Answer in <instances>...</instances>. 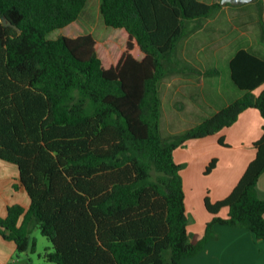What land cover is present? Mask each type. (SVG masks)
<instances>
[{
  "label": "trees",
  "instance_id": "trees-1",
  "mask_svg": "<svg viewBox=\"0 0 264 264\" xmlns=\"http://www.w3.org/2000/svg\"><path fill=\"white\" fill-rule=\"evenodd\" d=\"M87 2L0 0V159L17 165L30 198L27 208L8 206L0 235L18 252H36L31 233L40 229L51 242L40 257L54 264H181L217 237L218 224L247 227L264 241V124L232 192L215 203L205 198L213 217L197 241L188 230L184 165L174 159L177 148L230 127L249 108L264 120V89L254 94L264 58L238 49L229 68L243 95L179 135L160 129L163 78L189 69L220 74L189 67L178 52L229 3L101 0L103 21L122 45L107 48L75 29L48 37L73 27ZM258 17L264 41L261 4Z\"/></svg>",
  "mask_w": 264,
  "mask_h": 264
},
{
  "label": "rangeland",
  "instance_id": "rangeland-1",
  "mask_svg": "<svg viewBox=\"0 0 264 264\" xmlns=\"http://www.w3.org/2000/svg\"><path fill=\"white\" fill-rule=\"evenodd\" d=\"M100 4L101 0H88L73 27L72 24L66 29L55 30L50 32L48 37L55 39L61 34L70 35L68 32L75 29L71 34H89L107 48L113 44L122 45L121 39L117 36L118 30L104 23ZM259 4L262 6L264 18V0H252L240 5L228 4L204 20L201 29L183 40L179 54L189 67L203 72L218 68L221 72L211 78L207 75L192 73L189 77L195 78L196 81L187 85L188 88L185 87L186 84L181 83V78H188L187 71L189 70L184 74L171 75L161 80L159 87L162 99L160 129L163 136H176L196 126L228 102L234 101L243 92L230 77L229 60L242 47H247L264 56V41L261 39L258 17ZM176 77H180L179 86L171 83V80ZM198 85L197 88L193 87ZM263 89L264 84L257 88L254 94L258 95ZM192 93L194 94L191 95ZM246 113L248 114L244 115H251L249 123L232 126L233 123L214 135L189 140L184 146L177 148L174 153L175 161L184 165L182 173L186 182L184 189L189 230L194 234L192 238H195L196 234L202 233L203 235L206 224L212 219L206 222L210 214L205 206V198L214 196L211 184H214L215 174L211 175L212 171L206 173L210 162L217 158L214 156L222 154L223 159L219 165L225 167L227 163L234 161L235 155H240L247 148H255L254 143H250L252 136L257 135V132L260 136L263 134L264 122L260 111L250 109ZM221 138L224 144L220 142ZM207 159L201 171V162ZM18 183L17 165L0 159V216H6L7 206L19 203L23 197L28 198L25 188L18 187ZM261 186L264 190V177L261 180ZM31 236L37 241L36 252H18L13 240L5 239L0 235V258L5 259L9 264H54L40 258V254L51 246V242L42 235L38 228L32 231ZM258 243L260 242H256L252 248L256 255L255 262L264 264V249Z\"/></svg>",
  "mask_w": 264,
  "mask_h": 264
},
{
  "label": "crops",
  "instance_id": "crops-1",
  "mask_svg": "<svg viewBox=\"0 0 264 264\" xmlns=\"http://www.w3.org/2000/svg\"><path fill=\"white\" fill-rule=\"evenodd\" d=\"M182 42L180 43V46ZM242 48H245V47H242ZM246 49L248 48L246 47ZM179 53L180 52H178V54ZM254 53L258 54L257 52H254ZM258 55L264 58L263 55L261 54H258ZM181 59L185 62L183 58ZM187 72H188L187 73L188 78H181L182 80L181 83L186 84L185 87L188 88L187 85L193 84L194 80L196 81L195 78H191L189 76H191L192 73H196V72L190 69ZM213 76L215 75H212V77ZM209 78H211V76ZM179 81H180V77H176L171 80V83L179 86ZM193 87L197 88L199 87V85L193 86ZM193 94L194 93H192L191 95ZM242 95H243V92L240 94V96ZM228 104H230V102H228ZM250 109H256V108H249L245 110L244 112H242L240 116L238 117L237 121L232 126L236 124L249 123L251 115H244V114H248L246 112H248V110ZM260 137H261L260 134H258L257 132V135L252 136L250 138V143H255ZM244 140L248 141L246 140V138H244ZM255 155H256V148L254 147L247 148L246 150L242 151L240 155H235L234 161L230 164L227 163L225 167L224 166L222 167L221 165H219V162L221 161V159H223L222 154L214 156V157H217L216 158L217 163H216L215 168L211 172V175L215 174L214 184H211L212 185L211 187L213 188V191H214V196H209L212 203H215L219 200L226 198L232 192V190L234 189V187L236 186V184L239 182L242 175L244 174L248 164L254 159ZM206 161H208V159L204 161L202 160L201 171H203V166L206 165ZM182 176H183L184 187H186L185 176L183 173H182ZM263 177H264V173L261 175L259 183H258V192H259V196L264 199V190L261 186V180L263 179ZM17 186L20 187L22 185L18 183ZM19 204L23 205L26 208L29 207L30 205L29 196L28 198L23 197V199L19 201ZM222 212H225V213L222 214ZM209 214L210 215L207 218L206 222H208L213 217V214H211L210 212ZM219 215H221V217H224V218L227 217L228 208L227 207L222 208L219 212ZM189 226L190 225H188V230H189ZM216 230L218 232L217 237L209 240L207 244L205 245L204 249L197 255L184 258L181 264H232V263L233 264H257L259 263V262H255L256 255L252 248L256 242H260L258 244L264 249V243H263L264 241H257L255 239V236L251 232V230H249L246 227H232V226L222 225V224H218L216 226ZM191 235L194 236L192 232H191ZM196 235H195V238H193L194 241L199 240L203 236L202 233L196 234ZM40 258L42 259V257ZM0 264H9V263L5 259L0 258Z\"/></svg>",
  "mask_w": 264,
  "mask_h": 264
},
{
  "label": "water",
  "instance_id": "water-1",
  "mask_svg": "<svg viewBox=\"0 0 264 264\" xmlns=\"http://www.w3.org/2000/svg\"><path fill=\"white\" fill-rule=\"evenodd\" d=\"M252 0H221L222 4H234V5H240V4H244L246 2H251ZM4 21L6 22V24H11V22L7 21L6 18L4 19Z\"/></svg>",
  "mask_w": 264,
  "mask_h": 264
}]
</instances>
